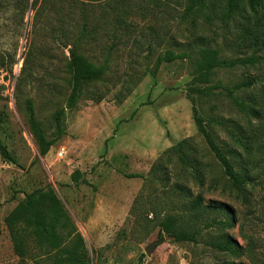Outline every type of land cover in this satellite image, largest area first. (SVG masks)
<instances>
[{
	"label": "rangeland",
	"instance_id": "obj_1",
	"mask_svg": "<svg viewBox=\"0 0 264 264\" xmlns=\"http://www.w3.org/2000/svg\"><path fill=\"white\" fill-rule=\"evenodd\" d=\"M75 3L30 0L24 10L18 0H9L0 8V139L16 160L0 155V264H19L6 216L27 193L46 187L62 201L92 264H264V114L245 116L221 89L206 98L190 95L219 144L226 150L230 144L236 170L250 178L239 189L194 122L189 59H163L169 51L191 54L205 45L224 57H246L253 52L247 47L253 26L240 15L227 17L225 0H201L191 14L188 0L91 1L94 33L80 52L107 71L69 107L72 39L61 30L70 32ZM63 33L66 38H60ZM247 79L258 83L240 96L259 100L264 64L221 70L214 83L230 87ZM29 106L47 137L56 138L46 156L32 132ZM59 111H64L60 136ZM219 120L244 136L248 153L228 139ZM185 139L195 147L189 152L195 165L188 167L171 150ZM153 166H159L157 173ZM198 196L204 205L226 204L234 226L203 230L197 243L160 239V222L170 214L189 217L185 205ZM226 234L243 247L239 257L211 247ZM36 254L32 250L27 264H40Z\"/></svg>",
	"mask_w": 264,
	"mask_h": 264
},
{
	"label": "trees",
	"instance_id": "obj_2",
	"mask_svg": "<svg viewBox=\"0 0 264 264\" xmlns=\"http://www.w3.org/2000/svg\"><path fill=\"white\" fill-rule=\"evenodd\" d=\"M38 1L35 0V4ZM74 1H76V8L72 13L75 19L72 18L69 23L70 32L61 30V32L68 33L72 39L71 58L67 64V71L72 85L69 107L77 103L85 86L103 80L107 71V66L91 62L80 52L83 49L82 47L90 43L94 33L91 30V14L93 10L90 2L105 0ZM188 1L187 14L200 9L198 6L201 0ZM7 2L9 0H0V8ZM18 3L20 9L26 10L30 0H18ZM224 11L227 17L240 15L248 24L253 26L254 36L251 34L252 32L247 30V35L250 36L247 47L253 50L250 55L235 58L224 57L218 48L205 45L196 46L197 48H193L194 50L191 49V54L182 53L179 55L172 50L163 59L169 62L176 59H189L193 76L191 83L195 85L191 87L189 96L191 93H198L199 96L206 98L214 95V90L221 89V93L226 94L230 98L232 104L239 112L249 118H261L264 114V91L259 100L256 98L249 100L245 96H240V94H244L253 88L258 83L257 79L242 80L229 87L220 82L214 83V77L221 70L249 68L264 64V0H225ZM66 33H63L60 38H66ZM260 83L262 84V80H260ZM190 100L194 122L208 149L220 163L224 174L229 178L233 186L244 189L251 181L248 176L236 170L231 158L233 152L230 149V144L228 143L227 150L219 144L211 130L210 123L206 121L202 111L198 108L196 99L190 96ZM29 107L32 132L38 141L40 154L46 156L55 144L56 138L49 139L47 137L41 123L36 119L33 107ZM63 114L64 111H59L56 114L58 136L61 135L64 129ZM218 123L226 129L228 139L232 143H238L243 148L244 153H248L249 146L245 144L244 136H235L234 130L229 126L230 123L223 120H219ZM194 148L192 139H185L171 150L179 154L188 167V164L195 165L194 162L196 160L189 153L194 152ZM0 155L6 161L16 162L11 151L1 139ZM158 170L159 166H153L155 173ZM79 173L75 172L72 176L75 183L79 182ZM129 177L141 176L131 174ZM180 189L183 190L184 188L181 187ZM152 211L156 212V209H152ZM183 211L189 217L170 214L160 222V239H164L166 235L172 237L175 242L197 243L199 241L198 237L203 230L214 227L229 229L235 223L226 204L211 202L204 205L202 198L199 196L195 201L187 203ZM209 215L214 217L209 218ZM200 221L203 223L202 227L197 226ZM5 225L11 237L14 253L19 258V264H27V259L32 255V250L37 251L36 261L40 264H92L82 235L68 216L62 201L50 187L36 189L27 193L25 199L6 216ZM210 245L220 253L235 257H239L243 251V247L239 242L227 234ZM222 264L242 263L233 261Z\"/></svg>",
	"mask_w": 264,
	"mask_h": 264
},
{
	"label": "water",
	"instance_id": "obj_3",
	"mask_svg": "<svg viewBox=\"0 0 264 264\" xmlns=\"http://www.w3.org/2000/svg\"><path fill=\"white\" fill-rule=\"evenodd\" d=\"M13 164H14V163H13ZM155 245H156V244H153L150 248H148V249L146 250V253H147V254H150L151 251L155 248Z\"/></svg>",
	"mask_w": 264,
	"mask_h": 264
}]
</instances>
